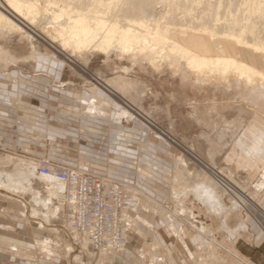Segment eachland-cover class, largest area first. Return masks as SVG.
<instances>
[{
  "label": "rangeland",
  "instance_id": "rangeland-1",
  "mask_svg": "<svg viewBox=\"0 0 264 264\" xmlns=\"http://www.w3.org/2000/svg\"><path fill=\"white\" fill-rule=\"evenodd\" d=\"M49 44L35 36L32 45L25 36L0 31V74H6L1 75L0 80L10 89L13 84L23 82L25 100L35 105H41L43 94L57 97L63 94L74 100L77 95L86 93L101 106L103 104L96 98L99 95L106 105L101 106L99 112L90 114L87 121H83L81 113V122L93 124L97 118L108 120L100 123L103 134L99 139L109 143L112 134L114 141L119 142L121 137L130 151L123 149L129 155L122 154L118 164L128 172L122 168L110 172L124 178L107 175L111 164L102 166L105 174L89 171L120 181L127 191V206L154 212L156 218L160 213L164 214L165 220L178 224V227L174 225L177 228L187 226L193 232L199 230L194 239L203 232L211 248L207 258L199 264H264L244 254L237 244L238 237L244 233V227L239 225L242 216L258 218L256 212L260 205L254 197L256 186L264 176V142L261 143L263 149L257 153L253 146L256 140L264 138V96L260 97L237 83L217 86L196 81L195 77L185 78L165 62L152 66L116 49L109 52L63 51L58 49L59 42H54L55 47ZM257 67L264 70V63H257ZM99 81L104 82L105 88ZM83 103L81 100L72 104L56 99L50 100L44 109L49 121L56 123L52 119L55 112L73 116L75 108L84 109ZM61 130L50 127L49 132L54 136ZM31 138L47 141L43 150L46 156L38 154L35 162L28 161L30 154L22 147L12 149L0 143V177L6 179L8 173H12V178L19 182L25 177L23 187L17 193L19 197L13 196L29 206L25 210L29 222L22 221L23 214L17 211L20 207L16 204L13 215L0 213V225L12 224L17 230L8 232L30 242L34 239L32 230L39 225L40 219L46 220L47 216L48 228H55L47 229L44 235L36 234L39 245L22 250L24 256L36 258L39 264H44L42 259L45 264H53L48 259L52 255L59 260L54 264L153 263L149 254L141 255L135 250L133 237L127 244V233V242L120 250L114 251V259L102 260L101 249L92 248L81 234L60 225V210L52 214L53 208L60 209L63 205L58 201L59 191L50 192L51 183L39 175V165L56 163L85 168L72 165L57 155L60 151L52 148L49 136L37 133ZM57 142L63 143L65 149L72 147L69 138L58 137ZM32 146L33 149L41 148L37 144ZM99 146L100 142H95V147ZM109 156L117 157L113 151ZM20 170L28 173L15 176ZM2 189L0 187V209L9 208L6 198L11 194ZM246 196L251 201L245 199ZM34 210L38 214L32 215ZM24 222L31 227L20 228V223ZM47 232L51 235L48 236ZM146 232L152 233L149 228ZM10 264L22 262L15 259Z\"/></svg>",
  "mask_w": 264,
  "mask_h": 264
},
{
  "label": "bare ground",
  "instance_id": "bare-ground-1",
  "mask_svg": "<svg viewBox=\"0 0 264 264\" xmlns=\"http://www.w3.org/2000/svg\"><path fill=\"white\" fill-rule=\"evenodd\" d=\"M0 31L25 36L32 45L35 36L51 47L59 42L58 49L63 51L116 49L152 66L165 62L185 78L217 86L237 83L264 96V70L257 67V63H264V0H0ZM83 95L82 118L87 121L106 102L97 94L100 106ZM262 142L264 138L256 140L253 151H261ZM25 173L20 170L15 176ZM39 175L51 183L50 192H67L66 181L54 173ZM12 177V173L6 179L0 177V187L18 196L23 183ZM58 210L53 208L52 214ZM41 222L47 223V216ZM101 250L102 260L114 259L117 251Z\"/></svg>",
  "mask_w": 264,
  "mask_h": 264
},
{
  "label": "crops",
  "instance_id": "crops-1",
  "mask_svg": "<svg viewBox=\"0 0 264 264\" xmlns=\"http://www.w3.org/2000/svg\"><path fill=\"white\" fill-rule=\"evenodd\" d=\"M1 75L6 76V74H0V77ZM12 87L13 88L10 89L6 82L0 80V143L8 145L12 149L16 146L22 147V149L28 151L30 154L28 161L35 162V160L38 159V154L41 153L46 156L44 151L47 141L44 139L31 138L32 134L38 133L39 135L49 136L51 139L50 141L53 142L52 148L57 150V152L60 151L57 155L61 156L64 160H68L72 165L79 164L82 168L93 170L97 173H104L103 171L105 169L102 168V166H109V164H111V166L108 167L107 175H111L110 172L112 169H115L114 172L121 168L125 169L123 165H119L120 163L118 164V159L121 158L120 156L122 154H126L123 149L128 151H130V149L120 140L121 137L118 140L119 142H117L112 139L114 138L112 134L111 142L109 143L106 141L101 142L99 139L101 134H103L100 123L107 122L108 120L97 118L93 124H82V107H78L75 108L76 111H74L73 116L65 115L62 112H55L52 119L56 123H51V121H49L48 114L44 107L48 106L50 100L57 99V101L60 102L65 101L66 103L74 104L75 101H80L79 99L82 95H77L75 98L76 100H72L70 96L63 94L58 97L56 95L46 96L43 94V97L40 98L41 105H35L25 100L23 82H20V84L15 83ZM109 123L111 124V122ZM30 124L37 125L38 128H34ZM50 127L60 128L64 131L62 132L61 130V132H57L52 136L49 132ZM110 130L111 128L109 131ZM121 131L123 135H125L123 126ZM58 137L69 138V144L72 147L65 149L63 143L57 142ZM98 141L100 142V146L96 148L95 142ZM32 144H37V146L40 145L41 148L36 147L33 149ZM72 151H74V153H72ZM110 151L115 152L117 157H110ZM128 153L126 157H128ZM14 159H17V157H14ZM125 172L128 171L126 170ZM111 176L124 178L115 175V173ZM24 178H22V183L25 180ZM259 183L260 185L256 186L255 190L257 193L254 197V200L260 205L259 207L255 205L259 210H256L258 218L255 220L254 218H243L242 216L239 225L244 227V233L240 235V238L238 237L237 244L244 254L251 255L253 258L264 262V176ZM66 184L68 185L67 192L59 194L57 197L59 203L61 202L63 204L59 209L60 225L68 228L70 227L68 203L72 191L70 184L68 182H66ZM7 197H9L6 198L10 204L9 208L0 209V213L2 212L6 216L13 215V211L15 210L14 207L18 204L20 210L17 211L23 214L22 221L25 220L29 222L25 214V210L27 211L29 206L24 205L21 202L23 200H19V196L14 197L13 195H7ZM122 221L125 232L129 238L127 244L130 243V238L133 237L136 244L135 250L141 255L149 254L152 257L153 263L150 264H199L200 261L207 258L206 254L209 253V249L211 248L203 232H201L202 234H200L198 238L194 239L196 235H199V230L193 232L187 226H180L177 228L172 224L171 220H165L164 214L161 213L159 218H156L154 212L148 210L143 211L127 206L122 212ZM27 222L20 223L19 227H31ZM48 226L49 223L41 224L39 222V225L32 230L34 239L30 242L19 239L14 234H10L8 231L17 230L13 228L12 224H1L0 264H10V262H13L15 259L22 262V264H39L36 258L29 259L24 256L25 252L22 250L26 248L28 250L32 246L35 247V245H39L40 240H37L36 234L44 235L47 229L48 231L55 230V228H48ZM147 228H149L152 233L146 232V230H148ZM47 234L48 236L51 235L49 232H47ZM127 253H129V251ZM48 259L52 260L53 264L59 262L55 255L49 256ZM42 261H44L45 264V260L42 259ZM141 261L142 260L139 259V263H141ZM142 264H146V262Z\"/></svg>",
  "mask_w": 264,
  "mask_h": 264
},
{
  "label": "built area",
  "instance_id": "built-area-1",
  "mask_svg": "<svg viewBox=\"0 0 264 264\" xmlns=\"http://www.w3.org/2000/svg\"><path fill=\"white\" fill-rule=\"evenodd\" d=\"M38 171L54 173L70 184V228L86 237L92 248L120 250L126 244L122 211L129 201L120 181L56 163H41Z\"/></svg>",
  "mask_w": 264,
  "mask_h": 264
}]
</instances>
